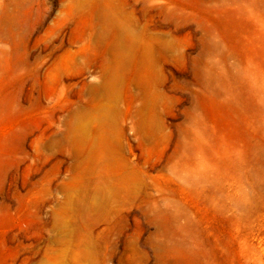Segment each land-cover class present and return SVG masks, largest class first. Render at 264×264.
Masks as SVG:
<instances>
[{
  "label": "rangeland",
  "instance_id": "rangeland-1",
  "mask_svg": "<svg viewBox=\"0 0 264 264\" xmlns=\"http://www.w3.org/2000/svg\"><path fill=\"white\" fill-rule=\"evenodd\" d=\"M0 264H264V0H0Z\"/></svg>",
  "mask_w": 264,
  "mask_h": 264
}]
</instances>
